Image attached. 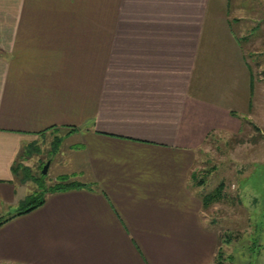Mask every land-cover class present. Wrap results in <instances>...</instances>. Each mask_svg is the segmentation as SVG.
<instances>
[{
	"label": "crops",
	"instance_id": "0c3cea01",
	"mask_svg": "<svg viewBox=\"0 0 264 264\" xmlns=\"http://www.w3.org/2000/svg\"><path fill=\"white\" fill-rule=\"evenodd\" d=\"M224 1L0 0V264L214 263L190 179L207 137L239 128L214 98L236 50L210 33ZM62 131L54 168L81 185L15 215L12 165Z\"/></svg>",
	"mask_w": 264,
	"mask_h": 264
},
{
	"label": "rangeland",
	"instance_id": "374dc122",
	"mask_svg": "<svg viewBox=\"0 0 264 264\" xmlns=\"http://www.w3.org/2000/svg\"><path fill=\"white\" fill-rule=\"evenodd\" d=\"M224 2L232 7L210 20V33L218 35L228 27L236 38V50L231 56L229 76H220L215 88L222 96L214 98L224 104L235 102L232 115L239 128L219 130L207 137L204 149L196 152L191 187L197 189L202 210L218 236L214 260L220 249L223 257L231 258L225 264H264V0ZM252 27L257 29L251 31ZM221 58L210 56L218 66ZM249 71L252 87L247 108L243 107L248 95L247 74L244 77L243 73ZM64 133L44 134L27 143L26 156L18 160L25 170L19 168L16 180L28 193L35 190L34 179L41 176L47 161L49 166L43 177L46 185L56 183L60 177L69 180L54 168L63 148ZM220 183L221 200L204 206L205 195Z\"/></svg>",
	"mask_w": 264,
	"mask_h": 264
},
{
	"label": "trees",
	"instance_id": "16d2710c",
	"mask_svg": "<svg viewBox=\"0 0 264 264\" xmlns=\"http://www.w3.org/2000/svg\"><path fill=\"white\" fill-rule=\"evenodd\" d=\"M255 29H257V27H252L250 30L252 31ZM27 149L28 147H24V149L20 152L16 161L12 165V171L16 176H18L17 174H19V170H20L19 168L21 169L23 168V170H25L24 167H21L22 166L21 162L18 163V160H22V158L26 156V153L28 152ZM44 176L45 174H41L40 177L34 179V183L36 184L35 190L29 192L21 201H19L15 215H20L30 212L31 210L40 206L44 202L46 194L49 192L64 190L81 185L80 183L69 181L66 177H60L59 181H57L56 183L46 185L45 182L43 181ZM21 179H23L22 181L24 182L25 180L24 176ZM221 188H223V183H220L212 192L205 195L204 201H202L203 205L204 206L211 205L215 201L221 200L222 198ZM228 259L231 258L223 257L222 252L219 249L217 251L214 264H225L226 260Z\"/></svg>",
	"mask_w": 264,
	"mask_h": 264
},
{
	"label": "water",
	"instance_id": "95a60500",
	"mask_svg": "<svg viewBox=\"0 0 264 264\" xmlns=\"http://www.w3.org/2000/svg\"><path fill=\"white\" fill-rule=\"evenodd\" d=\"M49 166V161H47L44 166L42 167V174H46Z\"/></svg>",
	"mask_w": 264,
	"mask_h": 264
}]
</instances>
